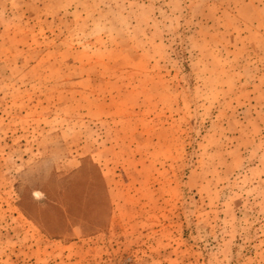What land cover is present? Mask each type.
<instances>
[{
  "label": "rangeland",
  "instance_id": "374dc122",
  "mask_svg": "<svg viewBox=\"0 0 264 264\" xmlns=\"http://www.w3.org/2000/svg\"><path fill=\"white\" fill-rule=\"evenodd\" d=\"M0 264H264V0H0Z\"/></svg>",
  "mask_w": 264,
  "mask_h": 264
}]
</instances>
